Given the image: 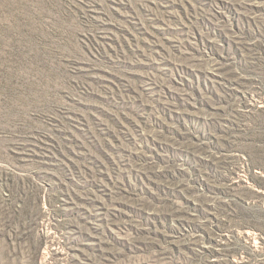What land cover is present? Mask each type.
<instances>
[{"label": "rangeland", "instance_id": "obj_1", "mask_svg": "<svg viewBox=\"0 0 264 264\" xmlns=\"http://www.w3.org/2000/svg\"><path fill=\"white\" fill-rule=\"evenodd\" d=\"M0 264H264V0H0Z\"/></svg>", "mask_w": 264, "mask_h": 264}]
</instances>
